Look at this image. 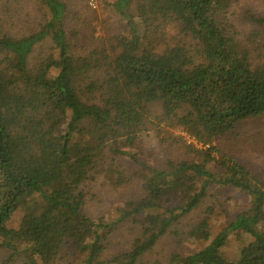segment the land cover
<instances>
[{
	"label": "trees",
	"instance_id": "trees-1",
	"mask_svg": "<svg viewBox=\"0 0 264 264\" xmlns=\"http://www.w3.org/2000/svg\"><path fill=\"white\" fill-rule=\"evenodd\" d=\"M32 1L34 17L0 0V264H264V179L214 145L264 117V51L253 59L238 42L235 0H112L122 29L102 37L71 29L64 0ZM246 18L264 33V15ZM167 23L179 38L158 50ZM167 130L193 141L166 137L188 157L148 165L113 220L87 216L89 184L128 183L117 163L140 164L142 137L164 144ZM211 187L249 199L214 235ZM120 226L133 239L106 259ZM231 235L247 240L234 259ZM185 241L202 246L181 254Z\"/></svg>",
	"mask_w": 264,
	"mask_h": 264
},
{
	"label": "rangeland",
	"instance_id": "rangeland-1",
	"mask_svg": "<svg viewBox=\"0 0 264 264\" xmlns=\"http://www.w3.org/2000/svg\"><path fill=\"white\" fill-rule=\"evenodd\" d=\"M68 4L69 20L71 29L75 32L81 29L94 37L104 36V25L107 31L115 28L121 30L122 21L113 11L107 7L112 0H64ZM18 5L27 11L32 10L35 3L32 0H18ZM249 15H264V0H235L226 13V18L234 25L237 32V39L241 47L250 53L253 59L259 50L264 51L263 42L252 41L251 35L254 32L263 31L252 25L246 18ZM164 33L158 36L157 48L163 49L166 45H171L179 38V26L167 23L163 29ZM262 36L264 33L259 32ZM46 48V45L44 47ZM255 61V60H253ZM152 112L156 115L160 113L159 108L152 107ZM166 137L182 138L187 144L192 143L184 133L167 130ZM159 136L154 131L145 134L137 145L138 160L140 164H134L126 158H121L117 163L120 172L127 177L128 183L122 186H114V181H108L104 175L98 176L88 186V196L84 212L94 221L113 220L116 217V207H120L125 201L141 195L138 185L139 177L146 173L149 166H161L170 157L174 160L186 159L187 152L181 143H176L170 138H166L165 143H161ZM219 151L228 157L236 159L238 162L250 169L256 176L264 179V117L244 121L230 135L218 139L214 144ZM213 208L210 215L209 231L214 235L226 221L232 220L235 215L249 207V199L238 191L220 187L210 188V198L205 207ZM22 215L20 210L11 219L10 225L18 224ZM196 216L193 217L195 219ZM134 233L128 226H120L110 239V246L105 252V258L110 259L114 254L120 253L129 247V242L133 239ZM247 243L242 235H231L229 243L224 249V256L228 259L237 257L240 247ZM202 243L185 241L179 248L181 254H191L201 248ZM172 245L165 249L164 254H168ZM159 249V248H158ZM4 257V256H3ZM0 257V260L1 258Z\"/></svg>",
	"mask_w": 264,
	"mask_h": 264
}]
</instances>
